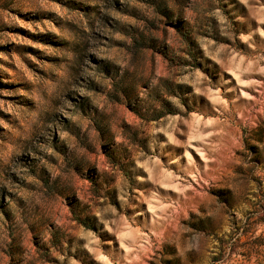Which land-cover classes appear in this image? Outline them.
I'll list each match as a JSON object with an SVG mask.
<instances>
[{
	"label": "clouds",
	"instance_id": "9594fccd",
	"mask_svg": "<svg viewBox=\"0 0 264 264\" xmlns=\"http://www.w3.org/2000/svg\"><path fill=\"white\" fill-rule=\"evenodd\" d=\"M0 264H264V0H0Z\"/></svg>",
	"mask_w": 264,
	"mask_h": 264
}]
</instances>
